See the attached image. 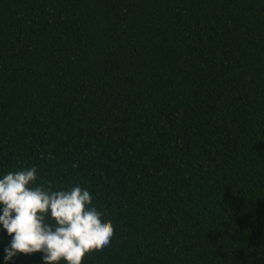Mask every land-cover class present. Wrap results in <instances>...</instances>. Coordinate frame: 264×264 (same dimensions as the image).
<instances>
[{
	"label": "trees",
	"instance_id": "16d2710c",
	"mask_svg": "<svg viewBox=\"0 0 264 264\" xmlns=\"http://www.w3.org/2000/svg\"><path fill=\"white\" fill-rule=\"evenodd\" d=\"M33 166L114 226L81 264H264V0H0V178Z\"/></svg>",
	"mask_w": 264,
	"mask_h": 264
},
{
	"label": "clouds",
	"instance_id": "9594fccd",
	"mask_svg": "<svg viewBox=\"0 0 264 264\" xmlns=\"http://www.w3.org/2000/svg\"><path fill=\"white\" fill-rule=\"evenodd\" d=\"M37 173L33 166L0 178V227L11 237L3 249L5 264L34 253L42 254V264H81L85 254L107 247L114 226L102 219L90 192L79 185H37Z\"/></svg>",
	"mask_w": 264,
	"mask_h": 264
}]
</instances>
